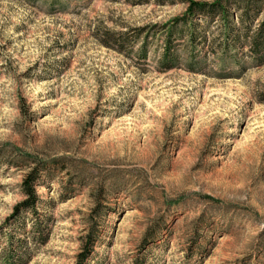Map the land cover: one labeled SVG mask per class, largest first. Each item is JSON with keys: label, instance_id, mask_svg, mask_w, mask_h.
<instances>
[{"label": "rangeland", "instance_id": "rangeland-1", "mask_svg": "<svg viewBox=\"0 0 264 264\" xmlns=\"http://www.w3.org/2000/svg\"><path fill=\"white\" fill-rule=\"evenodd\" d=\"M160 1L0 0V250L14 234L26 264H79L91 235L81 264H264V63L212 54L221 24L196 16L164 68L187 5ZM32 169L36 217L16 231Z\"/></svg>", "mask_w": 264, "mask_h": 264}, {"label": "trees", "instance_id": "trees-1", "mask_svg": "<svg viewBox=\"0 0 264 264\" xmlns=\"http://www.w3.org/2000/svg\"><path fill=\"white\" fill-rule=\"evenodd\" d=\"M16 1V0H12ZM187 5L186 15L181 19L173 21V27L168 31L167 37L163 44L160 64L164 68L172 66L176 60L174 48L172 47L173 30L178 25H183L186 29L189 21L196 16L203 17L204 20L217 21L221 24L219 30L221 32L220 39H211L210 51L216 54L218 50H222L225 55L233 50L246 49L245 56L254 63L261 65L264 63V0H216L214 3H200L193 0H177ZM158 2H162L158 0ZM235 10L238 14V27L235 28L229 21V11ZM262 13L263 16L259 23L254 26L257 16ZM198 25L192 24L191 32L188 36L187 50L190 52V59L196 60L198 55H194L198 43L203 44L205 36H195L194 32ZM235 28V29H233ZM224 34V35H223ZM200 38V41L198 39ZM100 44L109 49H115L117 52H124V42L116 39L112 33H103L101 35ZM142 58L145 53L141 52ZM191 64V65H193ZM39 169H32L22 180L21 192L24 200L16 205L13 209L12 215L7 219L6 226H17V230H24L23 224L17 225V219L25 212L31 214V218H35V208L39 202L35 194L34 187L39 180ZM33 221V219H32ZM15 222V223H14ZM33 224V223H32ZM5 226V227H6ZM21 227V228H20ZM32 232L37 236L38 243L41 245L45 243V235L39 229L37 223L32 225ZM22 234V233H21ZM6 240L7 247L0 250V264H26L29 259L22 240H17L14 234H3ZM93 244L91 235L87 236L82 253L78 256L79 264L83 263L89 254V250Z\"/></svg>", "mask_w": 264, "mask_h": 264}]
</instances>
